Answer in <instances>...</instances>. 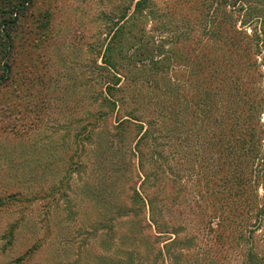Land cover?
Returning <instances> with one entry per match:
<instances>
[{"label": "rangeland", "instance_id": "1", "mask_svg": "<svg viewBox=\"0 0 264 264\" xmlns=\"http://www.w3.org/2000/svg\"><path fill=\"white\" fill-rule=\"evenodd\" d=\"M151 1L157 7L153 13H157L138 21L147 35L162 36L170 43L182 42V36L188 39L187 33L191 39L184 43L185 52L179 51L175 71L165 74L166 80L184 77L186 49H201L199 55L213 56L207 53L212 43H205L202 28L206 23L209 28L214 17L211 0ZM135 2L35 0L23 50L11 62L12 76L19 81L0 91V201L4 200L0 204V264H122L123 247L136 250V258L144 264H157L156 260L165 264H248L247 241L238 244L236 240L235 245L220 248L211 244L215 234L208 231V225L215 228L216 219L201 222L204 214L195 204L199 205L198 194L205 193L202 183H195L190 165L178 172L174 162L169 163L173 142L167 144L168 124L161 131V142L168 145L164 155L169 161L163 173L158 172L154 214L149 218L147 210L124 199L126 192L132 194L129 187L141 191L132 155L137 134L128 127L118 136L113 129L115 119L128 108L137 109L140 120L147 122L155 115L153 99L159 91L152 88L142 98L133 96L130 88L132 100L124 109L95 121L93 131H87L86 116L98 109L91 103L104 88V73L95 66H101L114 22L123 14L132 18ZM46 16L49 25L45 28ZM39 27L42 29L35 31ZM140 28L135 27L137 36L145 34ZM258 58L263 77L257 88L264 95V49ZM134 75L148 77L144 70ZM139 82L136 84L142 86L144 81ZM241 108L244 106L236 104V110ZM260 122L264 129L263 108ZM104 156L130 172L123 191L108 180ZM111 186L115 189L110 190ZM111 191L124 195L119 203L131 207L126 216L119 217V207L106 199ZM11 195L15 198L8 200ZM161 218L158 230L159 221L152 222Z\"/></svg>", "mask_w": 264, "mask_h": 264}, {"label": "trees", "instance_id": "2", "mask_svg": "<svg viewBox=\"0 0 264 264\" xmlns=\"http://www.w3.org/2000/svg\"><path fill=\"white\" fill-rule=\"evenodd\" d=\"M211 1L215 5L214 17L209 20V28L207 23H203L202 28L205 43L213 44L207 45L211 48L207 53L213 56L199 55L201 49H186L182 58L187 62L184 77L174 76L171 81L165 79V74L175 71L179 51L185 52L184 43H191L189 34L186 32L188 39L182 36V42L173 43L162 36L147 35L144 24L138 21L143 17L153 18L157 13H153L157 7L151 0H136L132 18L123 14L114 22L115 28H111L112 34L101 56V66H95L104 73V84H101L104 88L91 103L98 109L88 112L87 131L91 133L98 121L124 109L126 102L132 100V94L128 93L130 88L134 90L133 96L142 98L152 88L154 92L159 91V95L155 92L156 102V97L153 99L155 115L148 117L147 122L140 120L137 109L128 108L115 119L117 125L113 129L118 136L128 127L137 134L132 155L134 169L141 178V191L129 187L132 194L128 196L126 192L124 199L133 207L147 210L149 218L154 214L158 207L155 189L160 182L158 172L163 173L169 161L164 147L173 142L169 163L173 161L178 172L190 165L195 183H202L205 195L198 194L199 205L195 204L204 214L201 222L216 219L215 228L210 227L211 223L208 225V231L215 234L211 244L220 248L231 247L236 240L238 244L247 241L248 264H264V129L260 122L264 95L258 94L257 88L263 77L257 59L264 49V0ZM34 2L0 0V91L19 81L14 78L15 74L12 76L11 62H15L23 50L26 24L33 15ZM47 18L42 27L49 25ZM137 25H141L140 30L145 34L137 36ZM141 70L144 76L149 75L147 72L155 75L143 79L135 77ZM139 81L145 83L139 86L136 84ZM239 103L244 108L236 110ZM188 118L191 119L189 127ZM166 124L171 130L164 144L161 131ZM108 138L110 141L109 134ZM103 161L108 180L123 191L130 172L116 167L107 156ZM176 180L180 182L179 176ZM176 180L173 179V183H179ZM175 191L174 187L173 193ZM122 196L112 191L106 196L109 203L119 207V217L131 212L130 206L119 203ZM14 198V195L7 197L8 200ZM161 220L152 222L159 221L158 230L162 227ZM173 243L174 240L168 242L166 248ZM121 254L122 264H144L136 258L138 252L134 249L123 247ZM156 262L165 264V261Z\"/></svg>", "mask_w": 264, "mask_h": 264}]
</instances>
